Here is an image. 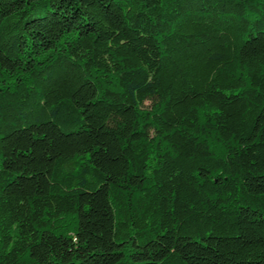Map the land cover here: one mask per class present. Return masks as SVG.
Here are the masks:
<instances>
[{
  "label": "trees",
  "instance_id": "obj_1",
  "mask_svg": "<svg viewBox=\"0 0 264 264\" xmlns=\"http://www.w3.org/2000/svg\"><path fill=\"white\" fill-rule=\"evenodd\" d=\"M264 264V0H0V264Z\"/></svg>",
  "mask_w": 264,
  "mask_h": 264
},
{
  "label": "water",
  "instance_id": "obj_2",
  "mask_svg": "<svg viewBox=\"0 0 264 264\" xmlns=\"http://www.w3.org/2000/svg\"><path fill=\"white\" fill-rule=\"evenodd\" d=\"M70 264H72V263H70Z\"/></svg>",
  "mask_w": 264,
  "mask_h": 264
}]
</instances>
